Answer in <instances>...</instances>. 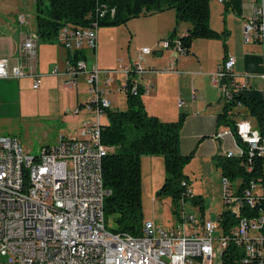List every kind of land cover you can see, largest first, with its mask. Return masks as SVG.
<instances>
[{"label":"built area","instance_id":"built-area-1","mask_svg":"<svg viewBox=\"0 0 264 264\" xmlns=\"http://www.w3.org/2000/svg\"><path fill=\"white\" fill-rule=\"evenodd\" d=\"M257 1L244 21L241 40L261 48L260 71L254 77L260 89L251 86L248 75L233 74L235 60L229 55L210 75L220 101L227 106L225 115L230 123V127L214 134L215 139H228L230 143L220 157L236 161L247 176L221 177L225 216L234 222L220 226L217 221L187 216L183 225L170 230L146 223L138 236L104 228L102 208L108 193L102 186L101 162L106 149L100 142V126L103 110L110 106L109 86L112 77L121 74L126 82L117 85L115 92L135 95L137 85L131 77L145 69L133 63L99 71L95 66L86 68L82 59H73L72 55L79 52L95 50L98 20L114 14L113 9L98 3L86 16L87 26H62L56 35V42L68 54L63 87L75 88L79 76L87 86L82 109L91 118L81 123L78 138L60 139L32 156L23 152L15 140L0 136V264H213L216 255L221 264V254L229 244L236 250L235 263L264 264V0ZM17 24H25L20 16ZM36 42L34 33L21 44L22 57L28 61L35 57ZM157 46L185 54L176 40L168 43L164 39ZM150 54L149 48L139 50V56ZM170 71L171 64L162 70ZM23 78L32 80V90L38 88L36 74L21 64L10 66L7 58L0 57V80ZM141 89L142 94L146 93ZM242 95L257 101L255 115L241 112L246 107L236 97ZM79 110L76 107L74 114ZM16 173H23L21 186L13 185ZM181 186H186V197L192 198L188 186L183 182Z\"/></svg>","mask_w":264,"mask_h":264},{"label":"trees","instance_id":"trees-1","mask_svg":"<svg viewBox=\"0 0 264 264\" xmlns=\"http://www.w3.org/2000/svg\"><path fill=\"white\" fill-rule=\"evenodd\" d=\"M210 0H34V32L37 41L48 43L56 40L60 27L87 26L86 16L94 11L100 3L114 10V14L98 20L101 26L124 25L125 22L139 16L173 10L174 25L166 37L173 41L177 26L187 23L184 35L175 38L185 54L194 40H211L224 38L226 32L217 33L208 27ZM45 3V6H44ZM68 57V54H67ZM73 59H83L82 52L72 55ZM128 84V82H127ZM128 86V85H127ZM142 89L137 85L135 95L125 94V108L121 111L103 110L104 122L100 126V142L106 149L101 162L102 186L108 193L103 200L104 228L112 233H125L131 236L140 235L142 228L140 203V157L155 156L162 159L164 177L156 197L166 196L176 207L180 202L189 200L192 205L200 206L197 196L188 199L185 195L186 177L182 175L183 167L193 158L194 149L186 155L178 151V136L183 121L179 115L174 122H160L148 115L143 107ZM245 109L255 115L257 101L249 95L236 97ZM220 100V99H219ZM78 105L77 107H81ZM227 106L223 103L215 117V129L230 127L226 119ZM231 122V121H230ZM221 177L239 175L246 172L234 160L219 163ZM248 175V174H247ZM176 211V210H175ZM225 211L216 219L220 226L233 223V218L225 216ZM235 247L229 244L221 254V264L234 262Z\"/></svg>","mask_w":264,"mask_h":264},{"label":"rangeland","instance_id":"rangeland-1","mask_svg":"<svg viewBox=\"0 0 264 264\" xmlns=\"http://www.w3.org/2000/svg\"><path fill=\"white\" fill-rule=\"evenodd\" d=\"M216 5L214 0H210L208 3L210 12L208 19L209 28V22L212 26L217 23L222 24V15L220 17L216 14ZM163 12L162 17H165V20H156L154 17L142 20L141 17L153 15L150 14L139 16L137 17L139 18L138 20L137 18H132L125 22L126 25H104L99 27L96 34L103 37L101 46H99L100 48L98 47L99 51L106 60L112 57L117 58L114 63L115 66L117 62H123L125 57L131 55L134 48H136V42L143 40L141 36L137 35L134 38V44L131 43L128 47L129 37H131L130 32L143 30L149 23H156L159 26L161 24L162 28H165L167 23L173 18L174 13L173 10H165ZM19 16L25 22L23 27H19L17 24ZM34 16V0H0V41L5 38L8 39V36L11 37L12 32L25 28H34ZM187 25V23H182V26ZM178 30L180 31V28L176 29L177 32ZM217 33L220 34L221 30H218ZM226 40L229 41L228 44L225 43ZM199 41L194 40L191 51L188 53L189 57L196 58L201 63V66L195 72H202V70L214 65V63H218L219 65L222 61L223 54L232 56L233 58L236 56L235 53H237V56L247 54L249 56L259 57L261 55V48L259 46L254 44L245 45L241 42V38L237 40L225 36L224 38L211 39L206 45L200 44ZM93 52L95 58L97 53L96 48ZM233 74L237 77L248 75L251 86L256 90L260 89L259 80L254 78L255 75L249 73L241 75L237 73ZM194 77L196 79L201 76ZM80 78H77L76 97L77 103L83 104L87 100V94L85 95V85ZM206 80L205 85H210L209 79L206 78ZM30 83L29 80L25 79L20 81L19 84H22L20 88L21 92L15 95L13 84L0 81V136H7L15 140L23 152L36 156L40 148L54 146L60 139H77L78 128L82 122L87 120L88 115L84 114V110L82 109L78 111V114H74L77 106H74L73 109L66 110L65 106L70 101L72 102V99L62 93L59 88H44L45 91H42L43 85L41 84L37 90H31ZM198 83L195 82V85L197 86ZM217 91L215 87L212 89V95L216 99L218 97ZM191 94L192 97L195 96V99H197V93ZM110 100V109L114 111L124 110V97L111 95L109 97ZM222 105L223 101H219L217 108L218 106L221 108ZM194 112L200 113V110L196 109ZM209 112L217 114L219 110L211 109L208 110ZM104 119L103 116L101 121L104 122ZM222 129L220 127L219 130L221 131ZM216 132L218 133V131ZM226 142V139H222L221 146H226ZM221 153L222 148L218 149L216 147L214 157L201 155L191 158L181 171L182 175L186 177L188 188L194 195H197L201 199L200 206L192 205L189 200H186L174 207L168 197H156L155 192L161 186L164 177L162 159L157 157L156 161L152 163V168L147 171L146 168L148 166L145 164V159H143L142 165H140L142 224L152 223V225L163 230H170L171 228L175 229L183 225V219L187 216H191L194 220L202 219L215 222L221 212L225 210L221 202L223 188L221 167L219 166V163L225 160L220 157ZM182 215L183 217L180 219ZM214 237H217V231H215ZM213 264H219L218 255H216Z\"/></svg>","mask_w":264,"mask_h":264},{"label":"crops","instance_id":"crops-1","mask_svg":"<svg viewBox=\"0 0 264 264\" xmlns=\"http://www.w3.org/2000/svg\"><path fill=\"white\" fill-rule=\"evenodd\" d=\"M214 2L217 4L216 14L220 17L222 15V24L217 23L212 26L209 22L210 28L216 32L218 30H224L226 32V37L228 36V38L231 37L232 39L239 40L241 38L244 21L250 16L258 1L256 0V2L250 3L248 0H222V3L220 4L217 3L216 0H214ZM163 14L164 12L154 13L151 16L141 18L142 20H145L154 17L156 20H165V17H162ZM138 19L139 18H137V20ZM173 25L174 15L165 28H162L161 24L159 26V24L156 23H149L143 30L130 32L131 37H129L130 41L128 47L131 43L134 44V38L137 35L141 36L143 40L136 42V48H134L132 54L126 56L123 62H117L116 66L114 63L117 58L112 57L106 60L99 51V46H101L103 37L96 34V57L94 58L93 51L84 50L82 51V60L84 61L86 68L95 66L99 71L116 69L118 64L129 66L133 63H140L144 67L145 72L139 75H133L131 78L138 87L146 89V93H143L141 96L145 112L150 116L156 117L160 122H174L178 119L179 115H183V121L178 136L179 153L181 155H186L194 149L193 158L201 155L214 157L216 147L218 149L222 148V153L230 148L228 139H226V146H221V140L218 141L214 138V134L220 129V127L215 129L214 123L215 117L218 113H208V110L211 109L216 111L219 110L220 112L222 108L219 106L217 108L220 100L219 96L216 99L215 96L212 95V89L214 87L210 80V75L215 72L218 63H214V65L207 67V69L202 70V72H195L196 69H199L201 63L198 59H193L188 55L194 41H192L188 53L184 55H178L172 49H158L157 44L166 39L173 28ZM180 25L182 26V24ZM180 25L177 26V29L180 28V31H176L175 37L173 38L174 40L185 33L187 26L181 27ZM34 33V28H25L12 32L11 37L8 36V39L5 38L0 41V57L7 58L10 66L21 64L26 66V70L36 74L39 77L38 82L41 80L38 83V88L39 85H43L42 91H45L46 88L50 87L59 88L62 93L72 99V102L70 101L65 106L66 110L81 105L77 103L78 101L76 97L78 77L75 80V88L66 89L63 87V72L65 71L67 53L56 42V40L48 43L37 41L35 57L33 60L28 61L22 57L21 44L25 37L34 35ZM226 41L225 43L228 44L229 41ZM199 42L200 44L206 45L209 40H200ZM138 47H148L151 50V54L139 56ZM235 55L233 73L239 75L247 73L257 75L259 73L260 58L258 56H249L247 54L237 56V53H235ZM224 56L225 54H223L222 60ZM170 64L172 65V71L166 73L162 72L163 68L168 67ZM235 68L238 72L235 71ZM52 72H55L57 75H52ZM198 75L201 77L195 79L194 76ZM79 77H81L80 79L85 85L86 92L87 86L84 78L82 76ZM206 78L209 79L210 85H205L207 82ZM24 79L29 80L31 82L30 84H32L30 78L0 81H6L9 82V84H13L16 95V93L21 92L20 88L22 84H19V82ZM99 79H103L100 74ZM112 81V84L109 86L110 93L108 99L111 95L125 97L115 92V87H117V85H123L126 82L125 76L115 74L112 77ZM195 82H199L197 86L195 85ZM202 82H204V84H202ZM191 93H197V99H195V96L192 97ZM86 94L87 93H85V95ZM109 102L111 105V100ZM79 109L81 110L82 106L79 107ZM196 109H199L200 113H195L194 110L196 111ZM82 110H84V114L88 115L87 120H89L91 114L85 109ZM109 110L114 111L110 109V106ZM143 159H145V164L148 166L146 168L147 171L152 168V163L156 161L157 157L141 156L140 165H142ZM193 196L197 195L193 194Z\"/></svg>","mask_w":264,"mask_h":264},{"label":"bare ground","instance_id":"bare-ground-1","mask_svg":"<svg viewBox=\"0 0 264 264\" xmlns=\"http://www.w3.org/2000/svg\"><path fill=\"white\" fill-rule=\"evenodd\" d=\"M23 182V173H16L13 177V185L14 186H21Z\"/></svg>","mask_w":264,"mask_h":264},{"label":"water","instance_id":"water-1","mask_svg":"<svg viewBox=\"0 0 264 264\" xmlns=\"http://www.w3.org/2000/svg\"><path fill=\"white\" fill-rule=\"evenodd\" d=\"M82 106H84V104H83ZM215 140H218V139H215ZM218 141H219V140H218Z\"/></svg>","mask_w":264,"mask_h":264}]
</instances>
